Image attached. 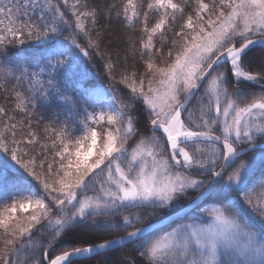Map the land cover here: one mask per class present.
Here are the masks:
<instances>
[{"label": "snow or ice", "instance_id": "snow-or-ice-1", "mask_svg": "<svg viewBox=\"0 0 264 264\" xmlns=\"http://www.w3.org/2000/svg\"><path fill=\"white\" fill-rule=\"evenodd\" d=\"M0 94V264H264V0H0Z\"/></svg>", "mask_w": 264, "mask_h": 264}, {"label": "trees", "instance_id": "trees-1", "mask_svg": "<svg viewBox=\"0 0 264 264\" xmlns=\"http://www.w3.org/2000/svg\"><path fill=\"white\" fill-rule=\"evenodd\" d=\"M108 3H111L112 0H107ZM97 31L102 33L101 41L99 45V49H91L90 54L91 58H86V63L89 68L90 75L82 82L84 89H92L103 85L104 88L108 89L113 85V81L107 78V74L104 70V64L108 59V54H111V59L117 62V66L119 70H122L124 65V57L125 52L129 49L130 39H135L136 35L133 33V30L123 27L122 25L113 22L111 25L105 26L102 21L100 25L97 26ZM171 35V33H169ZM99 53V54H98ZM118 54V56H117ZM119 57V58H118ZM129 69H133L134 67L140 66V60L137 57L133 59L130 52L128 56V61L126 65ZM217 71H224L223 67L217 69ZM69 88V94H72V89L75 87L74 85H66ZM122 85L116 86V91L119 94L120 89H122ZM234 91L235 89H231ZM203 91V89H201ZM250 91H259V88L250 89ZM196 100L194 99L192 105L196 104ZM5 100L3 95L0 94V104H4ZM10 106V105H9ZM81 107H87L88 111H93L92 107H88L87 105L81 104ZM98 111L97 108H95ZM41 113H43L45 119L43 121L44 124L48 123V119L57 116V112H59V120L63 123L64 119L69 115L64 109H41ZM39 118V114L38 117ZM77 123L79 122L80 117H77ZM35 123V121H34ZM43 127V124H41ZM76 134H79L78 132ZM246 159V157H245ZM91 187V186H90ZM127 214V213H125ZM122 233H116L115 235H121ZM134 253L130 248H125L122 251H118L114 254H110L107 257L109 264H125L126 261H131L134 257Z\"/></svg>", "mask_w": 264, "mask_h": 264}, {"label": "rangeland", "instance_id": "rangeland-1", "mask_svg": "<svg viewBox=\"0 0 264 264\" xmlns=\"http://www.w3.org/2000/svg\"><path fill=\"white\" fill-rule=\"evenodd\" d=\"M96 88H98V87H96ZM93 89V88H92ZM91 88L89 89V90H92ZM104 101H105V97L102 95V94H100V95H95L94 96V98L92 99V100H90V103H92V104H94V105H97V109H98V111H99V107H98V105L99 104H103L104 103ZM193 102V101H192ZM190 106V105H189ZM258 174V173H257Z\"/></svg>", "mask_w": 264, "mask_h": 264}, {"label": "water", "instance_id": "water-1", "mask_svg": "<svg viewBox=\"0 0 264 264\" xmlns=\"http://www.w3.org/2000/svg\"><path fill=\"white\" fill-rule=\"evenodd\" d=\"M194 100V99H193Z\"/></svg>", "mask_w": 264, "mask_h": 264}]
</instances>
